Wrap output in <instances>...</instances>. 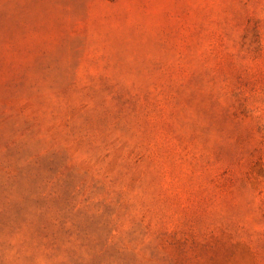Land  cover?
Wrapping results in <instances>:
<instances>
[{
  "label": "rangeland",
  "instance_id": "rangeland-1",
  "mask_svg": "<svg viewBox=\"0 0 264 264\" xmlns=\"http://www.w3.org/2000/svg\"><path fill=\"white\" fill-rule=\"evenodd\" d=\"M0 264H264V0H0Z\"/></svg>",
  "mask_w": 264,
  "mask_h": 264
}]
</instances>
